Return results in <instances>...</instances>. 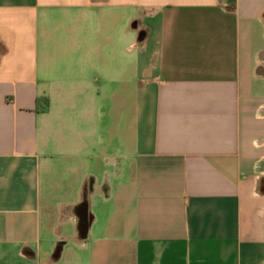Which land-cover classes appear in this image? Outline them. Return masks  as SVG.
Listing matches in <instances>:
<instances>
[{
	"label": "crops",
	"instance_id": "0c3cea01",
	"mask_svg": "<svg viewBox=\"0 0 264 264\" xmlns=\"http://www.w3.org/2000/svg\"><path fill=\"white\" fill-rule=\"evenodd\" d=\"M0 264H264V0H0Z\"/></svg>",
	"mask_w": 264,
	"mask_h": 264
},
{
	"label": "trees",
	"instance_id": "16d2710c",
	"mask_svg": "<svg viewBox=\"0 0 264 264\" xmlns=\"http://www.w3.org/2000/svg\"><path fill=\"white\" fill-rule=\"evenodd\" d=\"M231 8H235L237 0H229ZM50 108V99L47 96H42L37 99L36 102V113H47Z\"/></svg>",
	"mask_w": 264,
	"mask_h": 264
}]
</instances>
